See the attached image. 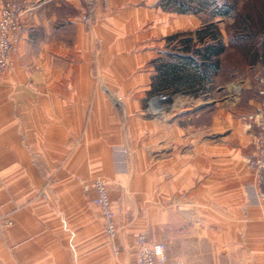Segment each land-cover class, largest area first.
<instances>
[{"label": "crops", "instance_id": "0c3cea01", "mask_svg": "<svg viewBox=\"0 0 264 264\" xmlns=\"http://www.w3.org/2000/svg\"><path fill=\"white\" fill-rule=\"evenodd\" d=\"M21 1L15 65L0 75V264H124L142 231L169 264H264V180L245 162L255 129L242 120L260 108L261 77H235L244 106L216 100L213 79L199 95L163 96L155 116L152 61L202 15L111 0L85 24L77 0ZM124 147L128 171L116 167ZM93 176L109 183L117 258L93 191L73 181Z\"/></svg>", "mask_w": 264, "mask_h": 264}, {"label": "built area", "instance_id": "2783aa9c", "mask_svg": "<svg viewBox=\"0 0 264 264\" xmlns=\"http://www.w3.org/2000/svg\"><path fill=\"white\" fill-rule=\"evenodd\" d=\"M0 75L5 71L13 69L15 61L12 53L20 40L23 22H22V1L21 0H0ZM82 13V21L85 24H93L98 17L99 11L107 10L111 0H77ZM261 97L260 108L248 115H242V118L248 122L247 129H255V150L245 162L249 168L254 170L259 181L264 180V77L259 79L258 90ZM163 95H151L149 104L150 109L153 103L157 105L158 110L162 108L161 101ZM160 111V110H159ZM156 112V111H155ZM116 154H121V158L116 159V167L120 171H128L130 164V150L127 147L121 150L116 149ZM81 184L88 192L93 191V204L96 205L103 218L105 232L109 241L112 242L114 252L119 254L122 249L120 243V230L117 224V215L110 198L109 183L101 176H93L89 179H81ZM48 198L47 193L44 192ZM260 200L264 201V192L258 194ZM11 222V221H10ZM136 264H169L170 256L167 252V245L163 242L155 241L149 238L146 232H141L135 239ZM184 264V263H178Z\"/></svg>", "mask_w": 264, "mask_h": 264}, {"label": "trees", "instance_id": "16d2710c", "mask_svg": "<svg viewBox=\"0 0 264 264\" xmlns=\"http://www.w3.org/2000/svg\"><path fill=\"white\" fill-rule=\"evenodd\" d=\"M160 0L159 5L167 11L199 14L210 9L211 19L196 31L176 32L167 36L170 51L168 58L153 60L156 74L152 78L149 95H163L170 102L172 94L199 95L206 84L213 80L222 67V55L227 51L215 17L233 14L236 6L224 0Z\"/></svg>", "mask_w": 264, "mask_h": 264}, {"label": "rangeland", "instance_id": "374dc122", "mask_svg": "<svg viewBox=\"0 0 264 264\" xmlns=\"http://www.w3.org/2000/svg\"><path fill=\"white\" fill-rule=\"evenodd\" d=\"M223 1L224 0H218L217 2L218 4H221ZM227 1L232 2L234 6H236L235 12L229 16L215 17L217 19L214 18L212 20L213 22H217L227 45V51L222 55L223 65L218 74L213 77V87L215 91L216 89H224V92H221V94L215 92L216 100L225 96L223 101L231 104V102L235 101L237 96L242 95L243 97L244 94L240 92V89L238 88L240 83L239 81H236V76L246 79L247 75L255 76L258 74L260 77H264V0ZM199 14L202 15L203 21L211 19L210 9H204ZM165 45L170 51L168 40H166ZM112 97H114V101L118 103V105L121 104L122 97L116 95ZM240 102H238L237 105L244 106V103L240 105ZM148 106V110L151 113L153 112L155 116L161 115V112L164 111L163 108H161L159 109V112H157L158 110H155V112L150 109L149 103ZM73 179L74 182L81 183V179L83 178L78 179L75 177ZM47 180V186L50 188L51 185L56 184L59 181L58 176L56 175H50ZM120 243L123 246L122 240H120ZM130 247L129 251L124 252L127 260V263L124 264H135L136 248L134 245ZM120 253L121 251L119 252V255H121ZM113 254L115 255V258H117L118 254L114 252V250Z\"/></svg>", "mask_w": 264, "mask_h": 264}]
</instances>
